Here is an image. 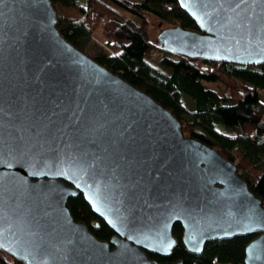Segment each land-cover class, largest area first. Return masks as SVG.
<instances>
[{"label":"water","instance_id":"water-1","mask_svg":"<svg viewBox=\"0 0 264 264\" xmlns=\"http://www.w3.org/2000/svg\"><path fill=\"white\" fill-rule=\"evenodd\" d=\"M199 26L164 27L178 56L264 64V0H178ZM51 0H0V249L24 264H167L180 224L188 250L247 236L264 264V201L237 164L70 43ZM84 195L115 235L75 220ZM172 264H184L176 261Z\"/></svg>","mask_w":264,"mask_h":264},{"label":"trees","instance_id":"trees-1","mask_svg":"<svg viewBox=\"0 0 264 264\" xmlns=\"http://www.w3.org/2000/svg\"><path fill=\"white\" fill-rule=\"evenodd\" d=\"M57 7L62 35L86 53L91 37H99L93 59L138 89L148 93L182 121L184 134L211 145L234 161L255 195L264 201V64L172 55L156 43L154 32L181 25L199 30L178 0H51ZM163 27V28H164ZM212 86H207V83ZM184 97L191 103H185ZM78 222H85L100 240L115 232L100 218L83 193L69 200ZM178 243L170 257L148 252L158 263L245 264L247 245L260 231L247 236L214 239L201 254L183 242V229L174 226ZM0 264H24L0 249Z\"/></svg>","mask_w":264,"mask_h":264},{"label":"rangeland","instance_id":"rangeland-1","mask_svg":"<svg viewBox=\"0 0 264 264\" xmlns=\"http://www.w3.org/2000/svg\"><path fill=\"white\" fill-rule=\"evenodd\" d=\"M158 27L159 28L154 32V35H156V37H157V34L159 33V31L162 30V28L164 27V25L163 24H160ZM99 41H100V38L99 37H91L90 42L88 43L87 47L85 48L86 49V53L94 56L95 53H94V49L93 48H94V46H96V44L98 45ZM207 86H212V84L208 82L207 83ZM260 95H261V99L264 100V95L263 94H260ZM183 99H184V101H185L186 104L187 103H189V104L191 103L190 98L184 97ZM240 173L242 174V172H240Z\"/></svg>","mask_w":264,"mask_h":264},{"label":"crops","instance_id":"crops-1","mask_svg":"<svg viewBox=\"0 0 264 264\" xmlns=\"http://www.w3.org/2000/svg\"><path fill=\"white\" fill-rule=\"evenodd\" d=\"M261 94H263V95H264V90H262Z\"/></svg>","mask_w":264,"mask_h":264}]
</instances>
